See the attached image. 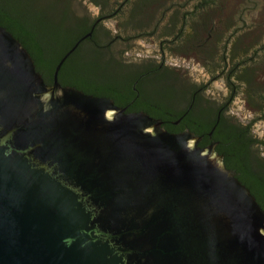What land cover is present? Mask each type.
Wrapping results in <instances>:
<instances>
[{
    "label": "water",
    "instance_id": "obj_1",
    "mask_svg": "<svg viewBox=\"0 0 264 264\" xmlns=\"http://www.w3.org/2000/svg\"><path fill=\"white\" fill-rule=\"evenodd\" d=\"M76 47L49 86L0 26V264H264V209L236 172L62 86Z\"/></svg>",
    "mask_w": 264,
    "mask_h": 264
},
{
    "label": "flooded vegetation",
    "instance_id": "obj_2",
    "mask_svg": "<svg viewBox=\"0 0 264 264\" xmlns=\"http://www.w3.org/2000/svg\"><path fill=\"white\" fill-rule=\"evenodd\" d=\"M20 1L9 0L11 3H9V16L12 18L20 17L28 27L32 26L30 21L32 18H29L25 13L17 11V8L13 5L18 4L17 2ZM47 1L50 4L49 9L51 12L54 11L57 15L56 19H54L55 21L60 22L64 20L66 27L69 29L86 27L87 31L90 29L93 31L96 28L105 30L103 28L104 21L122 12L130 2L128 0L127 4L121 3L111 9L110 4L112 0ZM88 5L95 6L99 10L100 15L97 18L92 19L89 16ZM201 8H204L203 12H200ZM208 9L207 7H196L191 12H184L182 15L185 19L189 15L194 16L195 22L190 24L188 22L178 24L176 22L177 17L174 18L170 23L168 37L160 43L161 52L156 56L157 58L148 56L149 59L146 61L148 63L139 66L131 60L129 56L130 49L122 50L119 54L111 51L110 42H106V37L108 36L103 34L108 51L107 61H111L116 65L115 67H117L119 74L125 75L127 72L128 75L133 77L129 87L126 88L124 79L120 75L119 85L115 91L117 97H103L112 101V109H116L124 115L144 114L147 117L146 125L149 127L157 126L171 134H191L192 137L198 139L197 148L207 153H209V149L213 150L215 154L222 158V161L226 165L225 154L218 150L219 141L202 147L200 144L203 141V136H197L190 128L182 129L181 126L190 112L207 110L210 104L216 108L228 107L230 110L231 98L222 103L210 99L206 94L211 88V83L186 81L183 76L185 73L184 68L179 64H169L168 60L193 61L203 65L211 73L213 81L221 77H224L226 81L229 79L232 94L236 93L239 88L238 84L232 81V78L237 79V82H242L247 104L251 106V110H261L262 115L260 117H262L264 114V83L262 82L264 79V40L253 38L254 31L258 30V25L255 24L211 22V17L208 22H201L205 14L211 13L213 15L215 12L214 9L212 12H208L210 10ZM43 10L45 9L43 8ZM133 13L134 6L131 9V14ZM95 20L96 23L94 24ZM0 26L2 25L0 24ZM34 26L39 27L35 23ZM187 26H190V33L187 32L188 29L186 30ZM2 27L5 28L4 26ZM5 29L12 33L7 28ZM34 29L36 41L44 49L50 42V39L44 38L40 27ZM88 34L86 32L78 34L59 55V59L62 60L75 46H77L75 51L69 57L75 54L80 45L89 44L88 40L90 36L87 37ZM14 37L18 39L15 35ZM229 43L231 47H229ZM23 46L25 47L24 44ZM45 56L50 57L47 54ZM159 76L163 77L161 81H157V77ZM180 83L188 84L189 91L186 96L182 95L177 99H173L171 89ZM165 88L166 90H164ZM193 89H196V94L198 93L202 97L197 99L196 95L191 96L192 91H194ZM159 91L161 95L166 94V97L159 96ZM222 114L223 110L219 112L216 118H212L209 121L213 123L216 120L217 125H219L222 122V118L228 120L227 117L231 115L226 111L224 115ZM260 117L255 114L253 119L247 124H244L235 116L234 121L243 126L250 127L248 145L242 156L243 161L252 171L264 173V138H259L252 133L253 123ZM210 135L212 136V133Z\"/></svg>",
    "mask_w": 264,
    "mask_h": 264
},
{
    "label": "trees",
    "instance_id": "obj_3",
    "mask_svg": "<svg viewBox=\"0 0 264 264\" xmlns=\"http://www.w3.org/2000/svg\"><path fill=\"white\" fill-rule=\"evenodd\" d=\"M153 1L155 5L160 3V0ZM9 3V0H0V24L10 30L30 51L37 70L43 75L47 85L52 86L54 84V73L61 61L59 55L69 46V43L81 32L87 34L92 32L88 40L89 44L80 45L75 54L63 64L59 73L60 84L65 87H75L86 94L98 97H117L115 91L119 85L121 75L125 87H129L133 77L128 75L126 70L125 75L119 74L116 65L111 61H107L108 51L105 46L104 35L109 36V34L106 30L96 28L93 31L92 29L87 31L86 27L69 29L66 27L64 20L60 22L53 21L52 23V21L48 22L41 16H34L30 19L32 26L28 27L20 17L12 18L9 16ZM127 3L128 0L125 4ZM206 5H208L207 0L201 2L199 7ZM17 11H19L18 8ZM132 17L133 14H131ZM34 23L39 25L44 38L50 39L44 49L36 41L33 30L39 27L34 26ZM116 40L113 38L110 45ZM45 54L50 55V57H46ZM162 79V76L157 77V81ZM193 90L191 96L196 95L197 99L202 97L200 94H196V89ZM158 95L163 98L166 97V94L161 95L160 91ZM221 110H223L222 115L225 111L229 112L228 107L216 108L211 104L207 110L192 111L186 116L181 127L182 129L190 128L197 136H203V141L200 144L202 147L219 141L218 150L225 154L227 167L236 172L239 180L251 190L264 209V173L252 171L242 159L248 145L250 127L235 122L234 116L231 115L227 117L228 120L222 118L219 125H217L216 120L213 123L210 122L209 120L216 118Z\"/></svg>",
    "mask_w": 264,
    "mask_h": 264
},
{
    "label": "rangeland",
    "instance_id": "obj_4",
    "mask_svg": "<svg viewBox=\"0 0 264 264\" xmlns=\"http://www.w3.org/2000/svg\"><path fill=\"white\" fill-rule=\"evenodd\" d=\"M127 0H112L110 7L112 9L118 4L125 3ZM151 1V2H150ZM205 0H160L158 5L153 0H130L126 7L119 14L111 16L103 23V28L109 34L106 42H110L113 38L117 39L111 43V51L119 54L122 50L130 49L129 56L133 63L137 66L148 63V56L157 58L161 52L160 43L168 37L170 32V23L177 17L176 22L193 23L194 16L189 15L187 19L182 15L184 12H191L194 8L199 7L201 2ZM208 5L202 6L209 8L201 22H233L239 24H255L258 25L257 31H254L253 38L264 40V0H207ZM13 4L22 13L29 18L41 16L48 22L55 21L57 15L51 12L50 4L47 0H21ZM134 6L133 17L131 18V9ZM89 7V16L92 19L97 18L99 10L92 5ZM43 8L45 10H43ZM216 8V9H215ZM220 8V9H219ZM201 8L200 12H203ZM47 22V21H46ZM188 29V30H187ZM190 33V26L186 27ZM173 32V31H172ZM178 32V30H177ZM231 47V44H228ZM104 50V49H101ZM159 60V59H157ZM169 64L181 65L185 73L183 74L186 81L196 83H211V88L207 91L206 96L210 99L222 103L231 98L229 113L237 117L241 122L247 124L253 119V116L262 115L261 110H251V106L246 102L245 89L242 82H237L238 91L232 94L229 79L221 77L218 80H212L211 73L197 62H186L178 60H168ZM264 83V79L262 80ZM264 85V84H263ZM175 87V86H174ZM171 89L173 99H177L182 95H187L189 91L188 84L180 83ZM166 90V88L164 89ZM252 133L259 138H264V114L253 123Z\"/></svg>",
    "mask_w": 264,
    "mask_h": 264
}]
</instances>
